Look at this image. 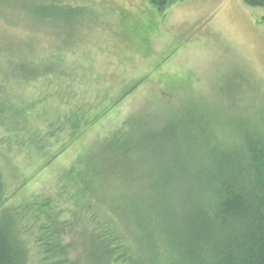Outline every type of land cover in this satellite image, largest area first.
Masks as SVG:
<instances>
[{
    "label": "rangeland",
    "instance_id": "374dc122",
    "mask_svg": "<svg viewBox=\"0 0 264 264\" xmlns=\"http://www.w3.org/2000/svg\"><path fill=\"white\" fill-rule=\"evenodd\" d=\"M57 104L95 119L78 141L48 138ZM200 105L215 121L264 125V7L244 0L176 1L165 9L149 0H0V214L64 193L73 211L114 223L72 186L69 168L132 120L160 124ZM20 226L31 264H41L38 225Z\"/></svg>",
    "mask_w": 264,
    "mask_h": 264
},
{
    "label": "trees",
    "instance_id": "16d2710c",
    "mask_svg": "<svg viewBox=\"0 0 264 264\" xmlns=\"http://www.w3.org/2000/svg\"><path fill=\"white\" fill-rule=\"evenodd\" d=\"M61 104L48 138L76 142L95 119ZM181 115L132 120L69 168L114 223L73 211L64 193L38 196L0 214V264H31L23 221L38 225L41 264H264V125L215 121L202 105ZM5 197L0 175V209Z\"/></svg>",
    "mask_w": 264,
    "mask_h": 264
}]
</instances>
